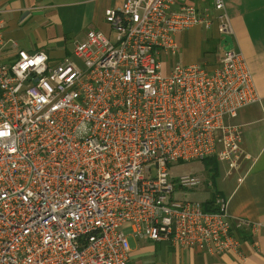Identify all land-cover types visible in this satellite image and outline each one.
<instances>
[{
    "label": "built area",
    "instance_id": "built-area-1",
    "mask_svg": "<svg viewBox=\"0 0 264 264\" xmlns=\"http://www.w3.org/2000/svg\"><path fill=\"white\" fill-rule=\"evenodd\" d=\"M123 0L105 11L109 32L91 29L72 55L51 60L8 41L0 21V264H132L130 237L210 254L242 255L226 198L216 212L179 194L213 183L171 168L246 157L230 123L260 100L235 47L216 67L176 64V34L218 22L234 35L223 0Z\"/></svg>",
    "mask_w": 264,
    "mask_h": 264
},
{
    "label": "crops",
    "instance_id": "crops-1",
    "mask_svg": "<svg viewBox=\"0 0 264 264\" xmlns=\"http://www.w3.org/2000/svg\"><path fill=\"white\" fill-rule=\"evenodd\" d=\"M216 0H193L201 12L211 16L218 12ZM234 28V47L240 51L252 74L260 100L244 106L231 124L241 127L242 147L246 157L236 169L228 164L206 161L202 175L213 183L194 194L201 203L219 194L227 200L233 219L250 225L238 229L242 255L236 252L210 254L182 248L169 242L137 240L130 237L132 264H264V0H223ZM123 0H0V21L4 36L26 51L43 50L51 60L72 55L74 42L85 39L91 29L109 32L105 11L119 7ZM178 52L166 54L163 69L169 72L176 64H201L207 69L217 66L223 55L218 22L211 28L195 25L176 34ZM8 44L1 60L11 61L14 50ZM197 174V173H196ZM187 198V197H186Z\"/></svg>",
    "mask_w": 264,
    "mask_h": 264
},
{
    "label": "rangeland",
    "instance_id": "rangeland-1",
    "mask_svg": "<svg viewBox=\"0 0 264 264\" xmlns=\"http://www.w3.org/2000/svg\"><path fill=\"white\" fill-rule=\"evenodd\" d=\"M204 171H207L206 164L203 161H194L188 162L181 165H174L171 168L172 175H180V174H203ZM199 173V174H198ZM202 176V175H200ZM203 177V176H202ZM196 189L194 190H185L179 194L180 197H187L188 199H199L200 196L194 194Z\"/></svg>",
    "mask_w": 264,
    "mask_h": 264
},
{
    "label": "trees",
    "instance_id": "trees-1",
    "mask_svg": "<svg viewBox=\"0 0 264 264\" xmlns=\"http://www.w3.org/2000/svg\"><path fill=\"white\" fill-rule=\"evenodd\" d=\"M214 160L215 159H208V160H204V162L214 161ZM202 206H203L204 210L207 212H216L217 211V208H216L215 202H214V196L209 198V200L203 202Z\"/></svg>",
    "mask_w": 264,
    "mask_h": 264
},
{
    "label": "water",
    "instance_id": "water-1",
    "mask_svg": "<svg viewBox=\"0 0 264 264\" xmlns=\"http://www.w3.org/2000/svg\"><path fill=\"white\" fill-rule=\"evenodd\" d=\"M222 44L225 46L226 50H230L234 47V40L232 36H224L222 40Z\"/></svg>",
    "mask_w": 264,
    "mask_h": 264
}]
</instances>
